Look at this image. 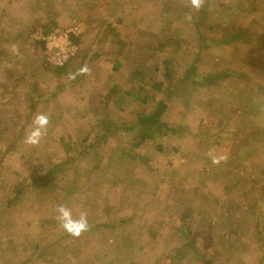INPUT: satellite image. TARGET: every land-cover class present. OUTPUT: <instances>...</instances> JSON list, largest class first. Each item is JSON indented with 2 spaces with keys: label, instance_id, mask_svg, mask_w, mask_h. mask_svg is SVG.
Returning a JSON list of instances; mask_svg holds the SVG:
<instances>
[{
  "label": "rangeland",
  "instance_id": "obj_1",
  "mask_svg": "<svg viewBox=\"0 0 264 264\" xmlns=\"http://www.w3.org/2000/svg\"><path fill=\"white\" fill-rule=\"evenodd\" d=\"M0 264H264V0H0Z\"/></svg>",
  "mask_w": 264,
  "mask_h": 264
},
{
  "label": "clouds",
  "instance_id": "obj_2",
  "mask_svg": "<svg viewBox=\"0 0 264 264\" xmlns=\"http://www.w3.org/2000/svg\"><path fill=\"white\" fill-rule=\"evenodd\" d=\"M185 6L190 7L196 12L202 10L206 4V0H182ZM13 52L18 54V50L13 48ZM90 69L87 65L83 66L78 74H88ZM71 78L75 79V75ZM50 125V117L47 113H38L33 117L30 128L26 130L23 143L26 146L36 147L40 145L46 137ZM227 159L223 155H215L212 157V163L219 165ZM55 219L60 228L72 238H80L82 235L90 231L91 225L89 221V213L83 210L79 215H74L72 208L66 204H61L55 209Z\"/></svg>",
  "mask_w": 264,
  "mask_h": 264
},
{
  "label": "trees",
  "instance_id": "obj_3",
  "mask_svg": "<svg viewBox=\"0 0 264 264\" xmlns=\"http://www.w3.org/2000/svg\"><path fill=\"white\" fill-rule=\"evenodd\" d=\"M216 77L213 75H208L204 77L203 80L205 82L212 81L211 79H215ZM160 85H164V83L160 82ZM167 109V105L165 102H160L157 108L154 110V113H150L147 115H141L138 123L140 130V143L146 141L147 139H155L158 135L165 134L166 124L162 121V116L164 111Z\"/></svg>",
  "mask_w": 264,
  "mask_h": 264
},
{
  "label": "built area",
  "instance_id": "obj_4",
  "mask_svg": "<svg viewBox=\"0 0 264 264\" xmlns=\"http://www.w3.org/2000/svg\"><path fill=\"white\" fill-rule=\"evenodd\" d=\"M44 40L47 56L58 64H62L76 52L70 32L56 31L46 36Z\"/></svg>",
  "mask_w": 264,
  "mask_h": 264
}]
</instances>
